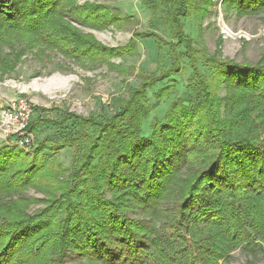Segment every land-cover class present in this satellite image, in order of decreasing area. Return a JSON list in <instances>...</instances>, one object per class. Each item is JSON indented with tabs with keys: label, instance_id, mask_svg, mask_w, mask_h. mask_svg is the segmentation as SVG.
Returning a JSON list of instances; mask_svg holds the SVG:
<instances>
[{
	"label": "trees",
	"instance_id": "1",
	"mask_svg": "<svg viewBox=\"0 0 264 264\" xmlns=\"http://www.w3.org/2000/svg\"><path fill=\"white\" fill-rule=\"evenodd\" d=\"M78 1L0 0V81L16 71L26 52L44 61L56 53L81 66L134 54L131 44L107 55L115 51L81 27L102 30L118 16L104 5ZM146 5L153 15L164 13L162 23L176 42L152 31L136 33L157 45L160 64L140 75L128 98L115 99L112 116L67 113L49 121L72 122V133L51 147L57 154L72 151L70 167L53 161L45 146L35 158L15 145L0 146V264H67L72 254L87 264H229L237 249L255 257L264 253V68L206 57L211 62L205 64H214L210 81L194 56L204 52L180 21L192 14L202 19L207 5ZM222 6L240 16L264 13V0H223ZM184 42L190 93L175 98L164 119L145 132L146 120L171 88L163 87L154 103L148 92L180 75L177 48ZM165 46L173 56L170 67L161 61ZM220 86L230 96L223 107ZM32 191L45 199L31 198ZM166 201L174 206L168 215L161 211ZM37 203L46 207L31 214Z\"/></svg>",
	"mask_w": 264,
	"mask_h": 264
},
{
	"label": "rangeland",
	"instance_id": "2",
	"mask_svg": "<svg viewBox=\"0 0 264 264\" xmlns=\"http://www.w3.org/2000/svg\"><path fill=\"white\" fill-rule=\"evenodd\" d=\"M191 1L198 5H207L202 10V19L195 14L180 19L181 24L185 25V34L194 41L193 46L204 52L203 55L201 52L194 53L199 59L198 66L204 77L210 81L214 80L212 73L210 74L214 64H205L204 61L211 62L206 60V57H211L213 63L232 62L264 68V13L240 16L237 10L229 11L223 7V0ZM87 3L106 6L113 15L118 16L119 20L115 19L113 24L102 30L86 27L81 29L93 35L103 46L115 51L113 54L107 53L109 56L119 53L118 50H125L131 44L136 50L133 55L109 57L110 64L114 65L112 67L102 62L81 66L56 53L51 54L52 60L44 61L26 52L23 62L18 65L16 71L4 81H0V111L9 101L19 97L31 100L35 107L31 124L37 123V128L33 131L34 141L31 147L23 149L25 153L30 158H35L37 149L45 146L48 149L46 154L54 157L53 161L59 160L66 167H70L72 163V151L66 148L57 154V151L51 147L54 143L60 144L63 138L72 133L70 126L72 122L66 126H52L49 121H59L60 117L67 113L85 119L98 115L112 116L118 109L115 99L128 98L129 90L140 86V75L156 72L160 64L157 45L151 39H139L136 33L152 31L169 43L176 42L171 38L168 27L162 23L164 13L156 10L153 15L146 5V0H79L77 5L83 6ZM152 17L154 22L151 20ZM17 48H25V45H17ZM186 50L185 42L177 48L178 54L183 57L180 62L182 71L180 75L165 80L148 92L149 98L154 103L156 102L154 95L159 94L163 87L171 88L170 95L146 120L143 131L151 133V126L157 120L164 119L175 98H185L190 93L187 90V82L192 70L188 66ZM7 52L9 50L5 49L4 53ZM161 57L162 65L170 67L173 56L169 46H165ZM61 67L63 71H60ZM227 89L225 86H220L217 94L223 101L222 107L230 97ZM11 142L12 139L0 125V146H14ZM28 196L39 201L45 199L44 195L33 191ZM45 207L43 203H37L31 206L30 213L33 214ZM173 208V202L166 201L161 211L168 215ZM131 217L145 219L139 214H132ZM162 226L156 224L155 227L160 229ZM231 257L232 261L229 264H264V253L255 257L237 249ZM67 264L87 263L72 254Z\"/></svg>",
	"mask_w": 264,
	"mask_h": 264
},
{
	"label": "built area",
	"instance_id": "3",
	"mask_svg": "<svg viewBox=\"0 0 264 264\" xmlns=\"http://www.w3.org/2000/svg\"><path fill=\"white\" fill-rule=\"evenodd\" d=\"M34 105L26 97H19L7 103L0 111V125L15 146L28 149L34 141L31 122Z\"/></svg>",
	"mask_w": 264,
	"mask_h": 264
}]
</instances>
